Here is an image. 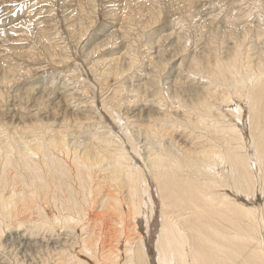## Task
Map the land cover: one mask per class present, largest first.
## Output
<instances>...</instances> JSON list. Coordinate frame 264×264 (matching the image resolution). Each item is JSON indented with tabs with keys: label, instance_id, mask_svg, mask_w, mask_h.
Listing matches in <instances>:
<instances>
[{
	"label": "bare ground",
	"instance_id": "bare-ground-1",
	"mask_svg": "<svg viewBox=\"0 0 264 264\" xmlns=\"http://www.w3.org/2000/svg\"><path fill=\"white\" fill-rule=\"evenodd\" d=\"M236 56L218 60L210 81L227 86L238 108L212 107L211 90L183 106L208 150L180 149L142 129L145 170L127 162L128 145L139 155L141 143L128 126L126 141L110 133L91 146L70 145L56 130H0V264H264V55L256 54V71L240 69ZM146 175L162 210L157 259Z\"/></svg>",
	"mask_w": 264,
	"mask_h": 264
},
{
	"label": "rangeland",
	"instance_id": "rangeland-1",
	"mask_svg": "<svg viewBox=\"0 0 264 264\" xmlns=\"http://www.w3.org/2000/svg\"><path fill=\"white\" fill-rule=\"evenodd\" d=\"M263 32L264 0H0V130H56L70 145L91 146L110 133L126 141V126L141 142L142 129L154 127L177 148L208 150L183 106L211 90L212 107L238 108L227 86L210 78L218 60L228 64L236 54L240 69L256 71ZM142 144L139 155L127 144V162L145 170ZM146 178L156 208L148 246L157 259L162 210Z\"/></svg>",
	"mask_w": 264,
	"mask_h": 264
}]
</instances>
